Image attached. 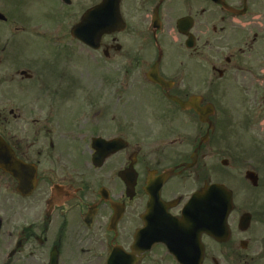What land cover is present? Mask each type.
Wrapping results in <instances>:
<instances>
[{"label":"flooded vegetation","instance_id":"obj_1","mask_svg":"<svg viewBox=\"0 0 264 264\" xmlns=\"http://www.w3.org/2000/svg\"><path fill=\"white\" fill-rule=\"evenodd\" d=\"M0 138L36 179L0 171V264H111L138 229L137 264H264V0H0ZM210 185L225 229L177 235Z\"/></svg>","mask_w":264,"mask_h":264},{"label":"water","instance_id":"obj_2","mask_svg":"<svg viewBox=\"0 0 264 264\" xmlns=\"http://www.w3.org/2000/svg\"><path fill=\"white\" fill-rule=\"evenodd\" d=\"M0 169L12 174L18 180L19 184L17 191L21 195H27L30 192V177L27 174L25 167L13 159V156L10 154L8 148L1 140ZM218 195L219 194L217 192L209 193L208 201H205L203 205L197 206L200 198L193 201L189 205V208H185L183 212L184 216L181 221H177V225H184L188 231H191V229H188V220L193 219V222L190 223H192L195 231H204L208 234L216 236L218 232L221 231V227L224 225V217H222L221 212L224 208H226V204H224Z\"/></svg>","mask_w":264,"mask_h":264},{"label":"rangeland","instance_id":"obj_3","mask_svg":"<svg viewBox=\"0 0 264 264\" xmlns=\"http://www.w3.org/2000/svg\"><path fill=\"white\" fill-rule=\"evenodd\" d=\"M27 11H28V15L31 16V17H33V16L36 15V10H35V6L34 5L33 6H29L28 5ZM23 20L26 21L27 18L24 17ZM84 51H85L84 49L80 48L79 51H78V53H77V55H81L82 56V54L84 53ZM43 53H39V54H43ZM47 54H48V51H45V55H47ZM56 57H57V55H56ZM80 58L82 59V57H80ZM39 60L44 61L42 58H38L37 61H39ZM34 61H36V59H34ZM44 62L47 64V73L45 75H47V74L48 75H57L58 74V67H59V65H58V62L59 61L58 60H52V61L50 60L49 65H48V63H47L46 60ZM77 66H81V69H80V72L81 73L86 70V67L89 69V65H87V64H85L83 62L81 63V60H80V63L77 64ZM1 99L4 102H9V97H7V96L2 97ZM8 198H10L9 195H8ZM0 199H2V198H0ZM0 205L2 206L3 203H1ZM16 220L18 221L19 218H16Z\"/></svg>","mask_w":264,"mask_h":264},{"label":"bare ground","instance_id":"obj_4","mask_svg":"<svg viewBox=\"0 0 264 264\" xmlns=\"http://www.w3.org/2000/svg\"><path fill=\"white\" fill-rule=\"evenodd\" d=\"M192 218H193V217H192ZM188 221H189V223H190V222H193V219H189Z\"/></svg>","mask_w":264,"mask_h":264}]
</instances>
